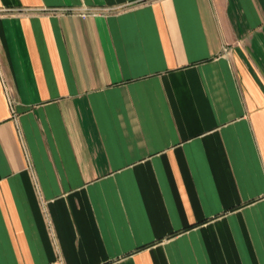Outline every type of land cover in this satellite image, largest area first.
<instances>
[{
    "label": "crops",
    "instance_id": "obj_1",
    "mask_svg": "<svg viewBox=\"0 0 264 264\" xmlns=\"http://www.w3.org/2000/svg\"><path fill=\"white\" fill-rule=\"evenodd\" d=\"M0 264H264V0H0Z\"/></svg>",
    "mask_w": 264,
    "mask_h": 264
},
{
    "label": "built area",
    "instance_id": "obj_2",
    "mask_svg": "<svg viewBox=\"0 0 264 264\" xmlns=\"http://www.w3.org/2000/svg\"><path fill=\"white\" fill-rule=\"evenodd\" d=\"M115 10L112 8H85V9H76V8H63L60 10H54L53 13H61V14H73L78 15L82 18H88L90 16H98L103 15L106 16L108 14L113 13Z\"/></svg>",
    "mask_w": 264,
    "mask_h": 264
}]
</instances>
